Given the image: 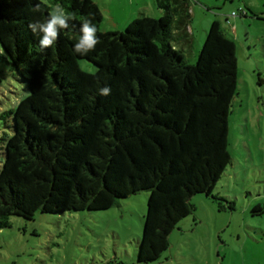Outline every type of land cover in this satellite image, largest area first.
Here are the masks:
<instances>
[{"label": "trees", "instance_id": "1", "mask_svg": "<svg viewBox=\"0 0 264 264\" xmlns=\"http://www.w3.org/2000/svg\"><path fill=\"white\" fill-rule=\"evenodd\" d=\"M154 2L160 17L101 31L92 0H0V50L27 89L0 114V229L11 216L103 210L147 191L137 261L151 263L193 211V195L232 208L212 191L231 161L234 42L212 21L188 63L175 45L186 38L176 32L189 25L187 0ZM51 9L69 27L57 26L58 38L41 48L40 27L34 33L29 24L45 23ZM85 20L99 42L74 51ZM105 87L110 93L101 95Z\"/></svg>", "mask_w": 264, "mask_h": 264}, {"label": "rangeland", "instance_id": "2", "mask_svg": "<svg viewBox=\"0 0 264 264\" xmlns=\"http://www.w3.org/2000/svg\"><path fill=\"white\" fill-rule=\"evenodd\" d=\"M92 1L101 13V31H121L142 15H162L154 0ZM187 2L189 42L182 52L188 63L196 61L212 21L235 45L236 91L227 119L231 161L212 191L232 208L203 193L193 195V211L174 226L167 250L151 263L137 261L147 191L103 210L37 213L31 220L11 216L0 229V264H264V0ZM142 8L145 14L138 13ZM80 67L94 71L85 61ZM26 95L0 50V114ZM1 127L0 117V135Z\"/></svg>", "mask_w": 264, "mask_h": 264}, {"label": "clouds", "instance_id": "3", "mask_svg": "<svg viewBox=\"0 0 264 264\" xmlns=\"http://www.w3.org/2000/svg\"><path fill=\"white\" fill-rule=\"evenodd\" d=\"M56 7H61L57 5ZM55 7V8H56ZM54 8V9H55ZM54 9L50 13V18L47 19L45 23H40L39 21L29 24V28L35 33L37 25L40 27V32L43 33V36L40 40L41 48L50 47L54 41L58 38L59 31L57 30V26L59 29H66L69 27V24L66 23V19L63 16H57L54 14ZM66 13L65 9H63ZM69 18H73L69 15ZM91 21L85 20L83 22V28L81 31L84 35L80 38L79 43L74 46V51L79 50L80 48H87L93 50L95 45L99 42L98 37L96 36V28L91 24ZM110 93V89L105 87L101 89V95H108Z\"/></svg>", "mask_w": 264, "mask_h": 264}, {"label": "crops", "instance_id": "4", "mask_svg": "<svg viewBox=\"0 0 264 264\" xmlns=\"http://www.w3.org/2000/svg\"><path fill=\"white\" fill-rule=\"evenodd\" d=\"M189 3V2H188ZM152 5H153V3H152ZM151 5V6H152ZM140 12H142V13H146L145 12V9L144 8H142L141 10H139V12L138 13H140ZM150 17V16H149ZM154 18V17H153ZM133 20V19H132ZM117 31V30H116ZM176 35L177 36H181V35H183V36H185L186 38H184V39H181L180 40V42L179 43H175V45H176V47L177 48H183V46H185L184 44L185 43H187V42H189L188 41V36H189V30H188V26L187 27H183L182 29H180V30H178L177 32H176Z\"/></svg>", "mask_w": 264, "mask_h": 264}, {"label": "built area", "instance_id": "5", "mask_svg": "<svg viewBox=\"0 0 264 264\" xmlns=\"http://www.w3.org/2000/svg\"><path fill=\"white\" fill-rule=\"evenodd\" d=\"M241 12H243V11H241ZM233 14H235V12H232Z\"/></svg>", "mask_w": 264, "mask_h": 264}]
</instances>
